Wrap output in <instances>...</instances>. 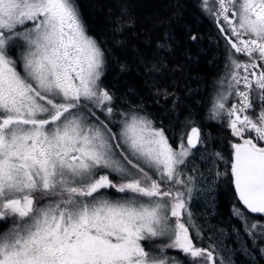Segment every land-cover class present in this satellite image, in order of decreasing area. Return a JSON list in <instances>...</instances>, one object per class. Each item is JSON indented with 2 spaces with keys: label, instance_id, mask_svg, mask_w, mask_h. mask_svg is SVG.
Returning a JSON list of instances; mask_svg holds the SVG:
<instances>
[{
  "label": "snow or ice",
  "instance_id": "6c2138e0",
  "mask_svg": "<svg viewBox=\"0 0 264 264\" xmlns=\"http://www.w3.org/2000/svg\"><path fill=\"white\" fill-rule=\"evenodd\" d=\"M118 7L93 34L79 0H0V264H264V0H173L154 41ZM186 12L215 28L184 25L211 85L169 67ZM142 36L147 91L119 92L108 44Z\"/></svg>",
  "mask_w": 264,
  "mask_h": 264
},
{
  "label": "trees",
  "instance_id": "16d2710c",
  "mask_svg": "<svg viewBox=\"0 0 264 264\" xmlns=\"http://www.w3.org/2000/svg\"><path fill=\"white\" fill-rule=\"evenodd\" d=\"M81 9L84 14V18L91 26L93 34L105 29L107 27V19L109 12L115 17L119 14L118 2L123 0H79ZM188 2V0H184ZM131 11L136 17V29L148 30L151 32L153 41L162 33L161 27H153V24L157 21L167 20L173 9L170 4L173 0H127ZM190 25L193 31H198L200 34L208 37L210 34H215V28L207 19L197 20L193 17L191 12H186L180 23L174 24V31L177 37V44L174 53L168 59L169 67L172 66L173 61L182 62L186 65L183 73L184 77L188 79V87H197V78L206 79L209 85L212 84L214 77L217 75V69L214 65H209L208 60L212 58V53L215 51L211 47L210 42L206 39L202 45L206 54H200L197 56V45L191 44L186 39V29L184 25ZM141 40L129 41L125 50H121L119 47H113L111 41L108 44L109 48L121 61H127L130 65V71L122 74L121 79L118 82L119 92H124L128 87L140 88L142 92L147 89L141 88L143 84L142 75L137 73L139 65L133 60L136 55L134 53L132 45L135 44L141 51L147 52L146 45ZM186 53H190L192 60L186 59ZM118 71L115 65L110 66L106 72V83L111 81L112 75ZM142 71V70H141ZM178 78V75L177 77ZM147 100H151V97H147ZM151 110V109H149ZM219 195V208L220 213H227V198ZM229 196V195H228Z\"/></svg>",
  "mask_w": 264,
  "mask_h": 264
},
{
  "label": "flooded vegetation",
  "instance_id": "af4514ba",
  "mask_svg": "<svg viewBox=\"0 0 264 264\" xmlns=\"http://www.w3.org/2000/svg\"><path fill=\"white\" fill-rule=\"evenodd\" d=\"M205 131L207 132H210L212 134L213 137H217V136H224V135H227V133H224V132H221V130L215 125V124H210L206 129ZM198 163V162H197ZM225 192L227 193V190H226V185H222L221 189L219 190L218 194H217V197H216V200H217V203H218V207H217V212L219 214V217H222V218H227L230 214V210H231V206H232V203H231V198L230 196H228L229 194L227 193L226 194V198H227V213H220V211H218V208H219V195H222L223 197L225 196ZM253 216L254 219H257L259 220L260 217L255 215V214H251ZM264 221H262L263 223ZM238 260H243V257H240Z\"/></svg>",
  "mask_w": 264,
  "mask_h": 264
},
{
  "label": "rangeland",
  "instance_id": "374dc122",
  "mask_svg": "<svg viewBox=\"0 0 264 264\" xmlns=\"http://www.w3.org/2000/svg\"><path fill=\"white\" fill-rule=\"evenodd\" d=\"M264 223V222H263ZM240 257H238L237 259H239Z\"/></svg>",
  "mask_w": 264,
  "mask_h": 264
}]
</instances>
